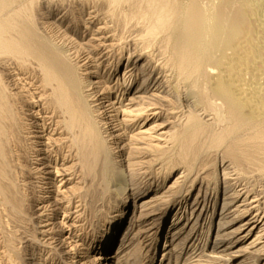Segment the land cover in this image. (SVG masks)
I'll use <instances>...</instances> for the list:
<instances>
[{"label": "bare ground", "instance_id": "obj_1", "mask_svg": "<svg viewBox=\"0 0 264 264\" xmlns=\"http://www.w3.org/2000/svg\"><path fill=\"white\" fill-rule=\"evenodd\" d=\"M20 1V6L14 5L17 8L13 6L14 10L11 9L15 2L19 4ZM22 1L25 0H0V214H3V218L13 215V219L16 216L20 220L25 215L32 214L34 207L43 204L45 199L51 200L53 196L50 194L56 193V191L59 193L62 188H59L60 185L57 182L63 185V179L67 175L64 174V170L59 168L56 161L66 160L68 163L70 158L73 163L68 166L70 172L68 175L77 176L81 182L75 184L76 186L69 194L68 191L63 190L65 191L63 197L65 201H61L60 207H58L57 201L54 204L51 201L50 205H42L37 208L43 213L53 207V213L57 214L61 211L63 219L77 214L79 225L76 228H78L79 237L83 240L88 239L90 245H87L86 249L96 252L93 259L83 261L82 264H113L111 260L115 256H110L109 252L115 242L117 264H130L128 258L125 260L119 255L135 242L132 240L133 236H130L134 223L139 220H135V216H131L127 222V228L120 237L118 233L125 225V217L129 210L127 205L129 197L131 195L134 196V199L140 197L152 186L141 188L139 184L136 185L132 181L129 184L125 178V168L123 169L122 166H126L127 169L130 167V171L133 167L143 164H147L145 166L148 167L156 166L164 163V152L144 160L154 154L151 149L130 148L127 144L118 146V150L114 152L116 149L113 148V145L123 137L122 135L129 125H135L137 120L146 123V120L148 121L150 118L153 120L158 118L157 121H161L153 124L152 128L164 126L165 119H168L164 102H168V100L162 92L170 88L175 93L178 88L180 90L182 84L185 87H190V92H193L191 94L198 97L196 103L205 105L206 98H210L211 101L213 99L214 102L220 101L229 116L223 109V111H219L226 113L227 118L230 117L232 120L231 126L225 131L223 130V133L211 134L210 143L218 144L228 137L238 136L237 134H241L242 131L243 133L249 132L250 138L260 139L263 142L264 0H82L83 7L86 3L93 4L92 6L97 10V19L98 13L105 9L103 19L110 17L108 20H111L113 25L107 26L105 23L104 26L98 28V33L108 30L111 33L110 37L122 41L126 34L124 31L127 32L128 27H130V31L133 27L132 30L138 32L137 43L132 41L136 46L129 50L126 61H121L119 56V59L114 61V68L107 69L105 75L102 76L105 79L101 81H91V76L95 78L101 76L99 73L101 59L95 58L96 48L99 46L94 45L93 50L82 52L81 47H75L77 43H75L76 45L73 43L75 46L71 43L75 48L73 53L76 59H70L71 53H68L70 50H63L62 44L57 47L58 43L53 44L54 42L51 41L52 36L49 38L48 35L47 37L45 32L43 33V29L38 27L37 6L40 3L39 0H26L25 3ZM57 15V19L65 18V14ZM76 19L68 21V26L74 28V30L72 28L74 34L80 31L81 27L80 18ZM62 35L63 38L66 37V33ZM67 36H69L66 38L70 42L76 40L70 35ZM80 44L78 45L80 46ZM108 46L113 48L112 44ZM122 47L121 49H123ZM7 56L15 58L11 60L16 66L14 68L16 76L20 77L22 73L30 71L31 75H29L32 76V79L28 87L27 84L17 88L9 87L2 70L3 61L6 59H1ZM137 63H140V66ZM30 67L35 68L31 70ZM122 69V75L119 76L116 71ZM140 74V78L137 79ZM108 77L116 79L114 85L106 80ZM21 79L22 77H20ZM133 85L136 89L133 91V95L129 93L131 95L127 99L129 103L124 104L121 100L127 87ZM120 88V93H123L122 97H119L120 100L110 97ZM14 89H17L16 92L13 91ZM207 102L206 104H208ZM41 104L43 107L38 110ZM216 104L217 106L213 105V107L219 106L218 103ZM123 105L134 106L129 113L135 111V114L132 115L137 118L136 120L125 119L129 117L126 115L129 113L126 112ZM26 107H29V110ZM31 109L34 111L29 114L28 111H32ZM213 109L211 106L209 110L213 111ZM33 114L34 117L41 115L40 118H42L41 123L36 124V128H39L38 131H35L36 128L31 130L34 126L28 122V117H33ZM190 115L188 116L190 117ZM47 120L50 122L48 126H46ZM231 120L229 121L231 122ZM196 121L195 119L187 121L184 133L180 129L181 135L178 138L180 141H191L199 136L203 127L199 126L200 124ZM49 126H53V130H56L58 139H52L46 133ZM206 127H208L207 124ZM120 130H122L121 133H119ZM175 131L177 132V130ZM174 134L176 135L175 132ZM44 137L45 140L42 141L41 139ZM173 138L176 137L173 136ZM179 140L176 141L180 145ZM173 142L176 143L175 140ZM190 145L192 144L190 143ZM187 146L189 147V145ZM138 149L143 151H138ZM122 151L126 152L124 157ZM110 154H118V157H123V159L113 163L110 160ZM42 155H45L46 158ZM49 157L52 160L45 161ZM30 158L35 162L29 163ZM45 162L49 164H45ZM31 164H35V166L31 168ZM162 167L159 171L154 172L155 182L152 191L161 187L171 172L165 170L166 172L162 173ZM50 168L52 170H49ZM169 168L172 167L169 166ZM159 174L161 176L157 178ZM31 176H35V179L40 181L45 180L46 182H43L42 185L46 187L42 188V191L48 190L40 192L45 195L40 196L41 202H38L39 199L34 200V202H38L35 206L31 203L35 197H28L29 194H33V190L31 189L27 193L24 187L27 188L29 183H22L30 180ZM58 177L61 179L57 181ZM83 183H87V187H83ZM119 184L121 187L118 186ZM111 187L114 188V191L111 190ZM239 187L240 185L235 188L233 186V193L229 196L225 188L224 191L222 190V202L216 214L217 223L214 237L207 240L210 227L213 225V221L209 220L204 226L206 229L202 240L204 242L201 247L196 249V251L200 250L199 253H189L191 255L183 261V264H261L264 261L263 196L261 193H254L252 189H247V186ZM134 189L137 191L129 194V191ZM112 193L114 194L113 200L111 199ZM124 194L125 197L122 198ZM187 196V194L180 196L171 210L169 209L168 215L165 214L159 222L160 225L162 224L161 235H168V239H164L165 241L162 239L160 244L154 243L152 248H162L168 244L171 249L167 253L164 249H160L158 257L173 254L172 252L179 248L181 242L174 244L171 240L179 235L182 229L180 228L182 227L181 213L186 208ZM75 198L77 201L73 202ZM212 199L217 201V188ZM213 200L207 211L209 219L215 218L216 203ZM104 201L107 202V205ZM194 201L196 203L192 205L191 209L197 204V198H194ZM237 202L239 204L235 209L229 211ZM98 203H104L105 206L114 203V207L111 206L108 214H98ZM133 203L135 205V201ZM74 204L77 205L74 206ZM63 205L65 206L62 207ZM95 219H98L97 222ZM165 219L166 222H164ZM38 222L41 223V220ZM236 222L242 223L231 231L226 230L228 226H232ZM2 223L5 224L0 218V227H4ZM62 224L65 228L66 224L63 220ZM98 226L100 228L95 234ZM9 227L11 226L9 225ZM19 227L21 226L19 225ZM89 227L92 228L94 234L89 231ZM193 227L194 224L183 239L190 236ZM66 228L70 235L66 236L71 239V234L76 228L69 225H66ZM246 229H248L246 233L241 235ZM255 229L258 231L249 244L252 251L248 252L247 247L235 249V246L243 243ZM88 232L92 234L91 237ZM0 233L2 234L0 264H37L36 261L39 259L35 258L36 251L27 254L24 252L28 256L25 258L21 249L23 246L18 247L17 245L19 243L17 241L21 239L20 242H22L26 240L25 238L19 239L15 236L17 233L13 236L10 235L11 232L9 234L5 232V235L1 228ZM32 236L35 237L34 239H38L35 234ZM33 237H31L32 240ZM136 241L140 244L137 237ZM69 245L71 249L76 247L72 243ZM242 257L245 258L241 260ZM154 260V256L151 254L146 264H153ZM177 260L178 255L175 256L174 264L177 263ZM157 262L158 259L154 263L157 264Z\"/></svg>", "mask_w": 264, "mask_h": 264}, {"label": "rangeland", "instance_id": "obj_2", "mask_svg": "<svg viewBox=\"0 0 264 264\" xmlns=\"http://www.w3.org/2000/svg\"><path fill=\"white\" fill-rule=\"evenodd\" d=\"M25 1H22V2L25 3ZM232 1H235V0H232ZM39 2H40L38 4L39 7L37 6V10H38L37 11L38 12L37 24L39 25L38 27L41 30L43 29V33L45 32L44 34L47 35V37H48V35H49V38L52 36L51 41L54 42L53 44L58 43L57 47H60L62 44L63 46H61V47L63 48V50L69 49L70 51L68 53H71L69 56L70 59H73V58L76 59V57H74V53H73L75 50V48L73 47L76 45L75 43H77V45L75 47H77V48L81 47L82 52L83 51L85 52L86 50L91 51V49L93 50L94 45L99 46L97 48L95 47L97 50L95 58H99L102 61V62L101 61L99 62L100 63L99 73L101 75L100 76L101 78L100 77L95 78V77L91 76V81H101V80L105 79L102 76L105 75V72L107 69L110 68L112 70L114 68L113 66H114L115 62L119 59V56L121 57V61H126L127 53L129 52V50L133 49V47L136 46L135 43H132V41H134V42L137 41L136 38H137L138 32L136 33L135 30H132L133 27H131V31L129 30L130 27H128L126 29L127 32L124 31V33H126V34L124 35L125 37L123 36L124 38L122 39V41H117L118 39L116 40V38L113 39L114 37H110L109 35H111V33L108 30H104L103 33H98V28L104 26L105 23L107 24V26L113 25L111 20H108L110 17L103 19L105 17L103 15V13L106 12V9L102 10L98 13V19H97V17H96L97 16L96 15L97 10H96V8H94L92 6L93 4L92 3H86V5H84V7H83L82 0H39ZM20 4H21V1L19 2V4H16V2H15L11 6V9L13 8L14 5L20 6ZM15 6H14V8H17ZM14 8H13V10H14ZM11 12H13V11L11 10ZM60 13L65 14V18L57 19V17H58L57 14H60ZM43 15H45V16H43ZM77 17H78V19L80 18L79 22L81 24L80 23L79 24L81 27H80V31H78L76 34H74L73 33L74 28L68 26V21H69V19H76ZM72 28H73V30H72ZM133 32L135 34H132ZM64 33H66V35H65L66 37H69L67 35H70V36L74 37L76 40L74 42H72V41L70 42L69 40H67L66 37L63 38L62 34H64ZM129 33L132 35V37ZM128 34H129V36H128ZM52 38H55V39L52 40ZM102 38H104V39H102ZM131 38H133V39L135 38V39L133 40ZM64 39H66L67 42ZM68 42H70V43H68ZM121 42H123V43H121ZM71 43L73 46L71 45ZM78 44H80V46ZM109 44H112L113 48L109 47L108 46ZM131 44H133V45H131ZM64 46L66 47V49ZM121 47L123 49H121ZM120 52H122V53H120ZM1 59H6L3 61L2 70L4 71V74L6 77L5 80H6L7 84L9 85V87L17 88L20 85L22 86V85H26V84L28 87L29 82L32 79V76H30L31 75L30 71H29V73L28 72L22 73V75H20V77H22V79L20 80V77L15 75L16 70H14V68L16 66L14 65L13 60H11V59H15V58H11V57L7 56V57H5V58L3 57ZM135 60H137V59H135ZM154 61H156V60H154ZM132 62H134L133 59H132ZM139 64L140 63H137V65H139ZM31 67H30L31 70L33 68H35V67H33V68H31ZM3 68H5V69H3ZM122 72H123V69L120 71H116V73L119 76L122 75ZM19 73H21V72H19ZM140 76H141V74L137 76V79L140 78ZM106 80L111 82V85H114L113 83L116 82V79H114L113 77H110V78L108 77V78H106ZM14 82H15V84H14ZM16 83H19V84H16ZM137 83H138V80H137ZM174 83H175V81H174ZM135 85H136V83H135ZM135 85L127 87V90H126L127 93L125 92V95L123 96V99L121 100V102H123L124 104L129 103V101L127 99L131 95H133V91L136 89ZM190 89H191L190 87H185L183 84L181 85L180 90L178 88L179 91L177 90L175 92L176 94L174 92H172L173 90L170 88L165 89V91L162 93H164L163 94L164 97H166V99L168 100V102L167 101L164 102L166 104L165 109H166L168 119L167 120L165 119L164 122H166V123L164 124V126L152 128L153 124H157L161 121V120L157 121L158 118H155L154 120L150 118L148 121L146 120V123L142 122V120H137V121H135V125H129L126 132L122 135L123 137L116 142L117 144L115 143L113 145V148L116 149V150H114V152L118 150V148H117L118 146H125L127 144H129L130 148L138 147V148H145V149L149 148V150L151 149L152 153L154 152V154H151V156L145 158L144 160L150 159L152 157V155L155 156V154H157V153H158L157 155H160L161 152H164V154H163L164 163L162 162L161 164L156 165V166L148 167V166H145L147 164H143L145 167L143 165L139 166V167L138 166L133 167L130 171V167H128V169H127L126 166L123 165L122 166L123 169L125 168V178L129 182V184L134 182V183H136V185L139 184V186L141 188L142 187L145 188L149 185L154 187V182H155L154 172H157V170L159 171L162 166H163L162 167L163 171H161L162 173L166 172L165 170H167V172L171 171L168 175L167 180L165 182H163L161 187L157 188L154 191H152L153 188L151 187L150 190L146 191L145 194H143L142 196L137 197L135 199H134L133 195H131L129 197V202L127 204L129 206V210L127 211V216L125 217V225H123V227H121L118 235L120 237V235H122L124 230L127 228V225H128L127 222L129 221V218H131V216H135L134 217L135 220H139V221H136L134 223L133 228H132V234L130 236V237L133 236L132 240H135V242L130 247L125 249L123 252H121L119 255V257L122 259L126 260L128 258V261L130 262V264H146L148 259L150 258L151 254H153L154 259H155L153 261V264L156 263V259H158L157 264H174V260H175L176 255H178V260H177L176 264H183V261L187 260L189 258V256L191 255L189 253H192V252L193 253L196 252L195 254L199 253L200 250L196 251V249L198 247H201L203 242H204V241H202L204 238L205 232H206V229L204 228V226L209 222V220L213 221V225H211V227H210V231L208 233L207 240L212 239L216 233V223H217L216 214L218 213V209L220 208V205L222 202V196L221 195H222V190L224 191V188L227 191V193H229L228 194V196H229V195H232V193H233L232 190H234L235 187H238L239 185H240V187H242V186L246 187L247 186L246 188L252 189L254 191V193L255 192L261 193V196H263V199H262L263 205L262 206L264 207V167H263L264 166V143H263L264 140L262 142L260 139H255V138L252 139L249 136V132L243 133V131H242L241 134H243V135L241 136V134L239 133L240 137H239V134H237L238 136L235 135V137L234 136L228 137L223 142H220L218 144L214 143V142L210 143L211 134L223 133L228 127L231 126L232 120L230 117H228V118H229V120H231V122L228 120V118L226 116L227 112L225 111L226 109L223 107V105L220 103V101L215 100L216 102H214L212 99V101H213L212 102L210 98H206L207 99V100L205 99L206 102L209 100V102H207L208 104H206V102H205V105H204V103L201 104L199 102H198L199 103L198 104V103H196V101H197L196 99L198 97L197 98L194 97L196 95L191 94L193 92H190L191 91ZM16 90L14 89L13 91L16 92ZM120 90H121V88L117 92L111 94L110 97L112 96L114 99L120 100L119 97H122V94H123V93H120L121 92ZM179 92H180V95H178ZM129 93H131V95H129ZM23 99L25 100V97H23ZM136 100L138 101L139 99H136ZM194 103H196V104H194ZM216 103H218V105H219L218 107H216L217 109L215 107H213V105L217 106ZM219 103L221 104V106ZM209 105H210V107L212 106V109L214 108L213 111L209 110L210 109ZM41 107H43L42 104L40 107H38V110ZM123 108L126 109L127 113H129L131 111V109L134 108V106L123 105ZM207 108L209 111L207 110ZM26 109L29 110V107H26ZM222 109L226 113L221 112V111H223ZM31 110L32 111H28L29 114L34 111V109H31ZM217 110L218 111L221 110V111L218 112ZM34 114L32 115L33 117H28V119H29L28 122L30 124H33V126H34L31 130H34L36 128V124H38V122L41 123V121H42L41 120L42 118H40L41 115L34 117ZM130 114H131V117H130ZM132 114L134 115L135 111H132L131 113L126 114L129 117H126L125 119H135L136 120L137 118H134ZM189 114H191L190 117L188 116ZM227 115H228V113H227ZM43 116H45V115L43 114ZM191 116H193V117H191ZM214 117H216V118H214ZM187 118H189V119L187 120ZM190 119L191 120L195 119V121L197 119L196 122H198L200 124L199 126H201L203 128H202L201 133H199L200 137L196 136L198 138L195 137V139H193L194 141L191 140L193 142L188 141V140L187 141L184 140L185 142L183 141L184 142L183 143L178 138L181 135L180 134L181 131H182V133H184V127L186 126V124H188L186 122L189 121ZM32 121H34L35 123H33ZM46 123H47L46 126H48V123H50L49 120H47ZM206 124L210 128L206 127ZM37 129H39V128H36L35 131H38ZM180 129H181V131H180ZM175 130H177V132ZM121 132H122V130L119 131V133H121ZM174 132L176 133V135L174 134ZM46 133L50 137H52V139H58V137H59L58 134L56 133V130L55 131L53 130V126H49L46 130ZM31 135H35V134H31ZM40 135H44V134H40ZM170 135H172V136H170ZM173 136L176 138H173ZM45 137H48V136H45ZM45 137H44V139H41V140L42 141L45 140ZM128 137H132V138L130 139ZM245 137L246 138L248 137V138L246 139ZM173 139L175 140L176 143L173 142L174 141ZM237 139H239V140H237ZM176 140L177 141L179 140L180 143L181 144L183 143V144L179 145V142H177ZM247 140H249V141H247ZM190 143L192 145H190ZM184 145H186V146H184ZM187 145H189L190 148ZM138 151H143V150L138 149ZM121 153H122L123 157L126 155V152H124V151H122ZM110 155H111L110 160L113 163L116 160H122L123 159V157H118L119 156L118 154H115V155L110 154ZM42 156L44 158H46L45 155H42ZM46 160L50 161V160H52V158L49 157V158L45 159V161ZM33 161L34 160L32 158L29 159V163H32ZM56 162H57L56 164H58L59 168L64 170V174H67V175H65V177H64L65 179H63V185H62V183L60 184L57 182V184L60 185L59 188L62 187L59 190L60 194L57 191H56V193L55 192L53 194L51 193L50 196H53V197H51V200L45 199L44 200L45 202L43 204H41L40 206L50 205L49 203H51V201H52V204H54V203H56L55 201H57L59 204L58 207H60V204L65 201V199H63V197L65 196V191H68L67 192L68 194L71 193V190L78 184V182H81V181H79L80 179H77V176L68 175V174H70V172L68 170V166H70L71 163H73V161L71 162L70 158L68 159V163H66L67 162L66 160H60L59 162L57 160ZM45 164H49V163L45 162ZM167 165H169L172 168H169V166H167ZM34 166H35V164H31V168H33ZM50 166H52V165L50 164ZM134 168H137V169H134ZM49 170H52V169L50 168ZM114 171H116V170L114 169ZM35 176H31L30 180H26L25 182H22L24 184L29 183L27 188H26V186L24 187L26 189L27 193L31 189L33 190V194L28 195V197L30 196L31 198L35 197L34 199H32L33 201L31 202L33 206H35L38 202H41L40 198L43 195H45V194L42 195V193H40V192L48 191V190L42 191V188L46 187V186H43L42 184H43V182H46V181L45 180L40 181L37 178L35 179ZM160 176H161V174L157 175V178H159ZM59 179H61V177L60 178L58 177L57 181ZM130 181H132V182H130ZM65 182H66V184H65ZM31 183L33 186L30 185ZM86 184L87 183H83L82 186L87 187ZM120 185L121 184H119L118 186L121 187ZM129 186H131V185H129ZM233 186H234V188H233ZM111 188H112L111 190L114 191V188L113 187H111ZM216 188H217V201L215 202L212 198L214 196V191ZM63 190H65V191H63ZM136 191H137L136 189L131 190V191H129V194H131L133 192L135 193ZM262 192H263V194H262ZM186 194L188 195L187 196V202L185 203L186 208L181 213L182 214V218H181L182 227H180V228H182V229H181L179 235L175 236L173 238V240H171V242L173 241L174 244H178L179 242H181L179 245V248L174 250L172 252L173 254H167L165 256L160 255L158 257V254L160 253V251H159L160 249H162V250L164 249L166 251V253L171 249V247H169L168 244H166L162 248H159V247H157L156 249L152 248L154 243L160 244L162 239L163 240L168 239V235H164V236L161 235L160 229L162 228V224L160 225L159 222L162 220V218L165 216V214L168 215V212L171 210L172 206H174V204L176 203L178 198L180 196H182V195L184 196ZM155 196L156 197L158 196V197L156 198ZM113 197H114V194L112 193V197H111L112 200H113ZM124 197H125V194H124V196H122V198H124ZM54 198H56V199H54ZM194 198L195 199L197 198L198 202L194 206V208L191 209L192 205H194V203H196V201H194ZM35 199L36 200L39 199L38 202L37 201L34 202ZM212 200L216 203V206H215L216 212H215V218L209 219V215L207 214L208 213L207 211L210 208ZM76 201H77V198L73 199V202H76ZM133 201H135V205H134ZM104 203H105V201H104ZM104 203L103 204H99V203L97 204V213L98 214H100V213L108 214V212H110L111 206L114 207V203H112V205L108 204V206H105V204L107 205V202L105 204ZM130 204H131V207H130ZM237 204H239V203L238 202L235 203L233 208L231 207L229 209V211L235 209ZM75 205H77V204H74V206ZM40 206H37V207H40ZM64 206L65 205H63L62 207H64ZM37 207H34L32 214L25 215V216L23 215L24 217L22 219L20 218V220L16 216H14V217L17 219H15V218L13 219V217H12L13 215L9 218L4 216V218H6L4 220L3 214H0V216L2 215L0 217L1 220L3 222H5V224H6V226H5V224L2 223V224H4V227L3 226L0 227L2 229V231H4L5 235H6V233L9 234V232H11L10 235L12 234L14 236V234L17 233V235L19 236L18 237L17 235H15L17 238H19V239L22 238V240L24 238L26 239L22 242H20L21 239L19 241H17V242H19V243H17L18 247L23 246L21 248L23 253L25 252L27 254L31 251H34V252L36 251L35 252L36 253L35 258L39 259L36 261L37 264H82L81 262H83V261L86 262L87 260L90 261L91 259L94 258V255L96 252H92L91 250L86 249V248H88L87 245H90V242H88V239L83 240V239H80V237H79V231H77L78 228H76L79 225V222H77L79 220V217H77V214L70 215L66 219H63L61 211L57 212V214L53 213V211H52L53 207H51L49 211H44L43 213L41 212L42 210H39V208H37ZM100 209H101V212H100ZM34 210H35V212H34ZM77 210H79V209H77ZM98 210H99V212H98ZM39 215H40V217H39ZM41 216H44V217H41ZM206 216H208V217H206ZM214 219H216V220H214ZM17 220H18V222H17ZM40 220H41V223L38 222ZM62 220L64 221V223L67 226L69 225L72 228H76L75 231H73V233L71 234V239H69L66 236V235H68V236H70V235L67 232L66 225L64 228V226L62 224ZM97 220L98 219H95L96 222H97ZM166 221L167 220L165 219L164 222H166ZM241 223L242 222H236L235 224H232V226H228V228L226 230L231 231L234 228H236L238 225H240ZM193 224H194V227L192 229V233L190 234V236L188 238L183 239L187 235L188 231H190ZM9 225L11 227H9ZM19 225L21 227H19ZM27 225H29V226H27ZM15 226H17V227H15ZM13 228H14V231H13ZM32 228H34V229L30 230ZM99 228H100L99 226L96 228V230L94 232L95 234L98 232ZM8 229H9V231H8ZM88 229L90 232L93 231L92 228H90V227ZM248 229H246L241 235L246 233V231ZM257 231H258V229H255L254 232L251 231V233L248 235V237L245 239V241L243 243H239L238 245H236L235 249L240 248V247H242V248L247 247L246 250L248 252L252 251L251 247H249L250 246L249 244L255 238ZM90 232H88L89 233L88 235L91 237V235L94 233L92 232V234H91ZM34 234L36 235V238H38V239H34L35 237L32 236ZM25 235H26V237H25ZM118 235H117V238H118ZM1 237H2V234L0 233V238ZM27 237L29 240L27 239ZM31 237H33V240ZM136 237L140 240L139 241L140 244H138V242L136 241ZM30 238L32 241L30 240ZM171 242H169V243H171ZM33 243H35V244H33ZM70 243H72V245H76V247L71 249V247L69 245ZM82 243H84V245H81ZM86 243H88V244H86ZM198 244H199V246H198ZM115 245H116V242L110 248L111 251L109 252L110 256H112V255L115 256V258L111 260L113 262V264H117L116 257H118V256H116V253L114 250ZM78 248H79V250H77ZM24 249H26V250H24ZM25 253L23 254V256L25 258L26 257L28 258V256L25 255ZM243 258H245V257H242L241 260ZM263 263H264V261L261 262V264H263ZM249 264H251V263H249Z\"/></svg>", "mask_w": 264, "mask_h": 264}]
</instances>
